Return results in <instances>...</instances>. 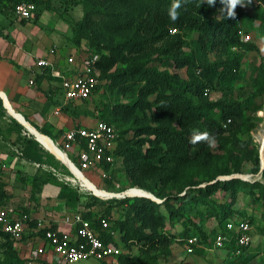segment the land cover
<instances>
[{"label": "trees", "instance_id": "trees-1", "mask_svg": "<svg viewBox=\"0 0 264 264\" xmlns=\"http://www.w3.org/2000/svg\"><path fill=\"white\" fill-rule=\"evenodd\" d=\"M24 1L34 2L37 5L36 13L47 5L38 0H0V3L14 11L15 6ZM98 1L84 2L85 19L80 22L77 43L87 36L95 52L110 51L109 55L103 54L97 63L100 83L94 93L99 91L105 81L110 83L112 92L117 91L118 96L122 95L127 100L125 103H115L107 120L101 121L113 126L120 134L115 163L116 158L124 161L123 171L129 182L127 189H143L162 201L147 197L115 200L126 210L125 218L115 221L109 209L101 216L110 218V226L106 229L99 227L98 217L84 216L94 222L102 239L123 249L118 264H157L152 252L168 256L171 254L169 248L177 242L186 244L188 249L189 239L194 237L198 238V243L193 253L205 255L206 252L222 251L227 255V263H249L255 257V253H249L252 244L248 247L239 246L234 234L235 238L219 249L215 247V238L220 233L228 232L227 225L230 222L246 221L253 230L254 219L236 212L234 205L240 191L250 186L256 188L250 190L253 200L264 208V184L260 181L251 184L241 178L217 179L219 175L232 174L226 168L212 177V183L207 181L205 186L198 187V183L191 182L186 185L189 189L185 191L184 185L175 193L172 189L159 190L158 186L168 185L185 169L191 170L203 161L202 154L210 147L205 142L191 144L190 139L195 132L215 135V147L220 151L226 150L229 142L225 133H235L243 116L238 101L233 99L236 90L233 84L240 80L246 70L237 53L249 51L262 54L261 46L254 42L257 34L252 33V40L243 42V33L250 32L243 30L237 13L234 20H226L218 13L221 7L219 0L215 7L204 4L208 8L206 11L199 9L201 0H181L176 21H172L168 15L173 0ZM251 2L255 8L253 19L260 22L258 31L264 36V0ZM95 16L103 19L99 30L93 31L90 23ZM104 18H114V22L106 28L109 22ZM187 27L199 31L200 46L194 53L185 54L181 45H178L172 53L153 59L152 52H161L157 50L156 44L164 41L167 29L178 31ZM199 50L200 61L196 57ZM212 52L219 56L215 61L209 58ZM163 53L166 54L167 50L160 54ZM233 53L236 54L231 58L229 54ZM184 67L189 75L186 78L170 70ZM252 81L251 98L248 100L254 101L260 97L264 103L263 59L253 71ZM212 92L222 95L221 100H214ZM154 95L156 100L152 102L149 99ZM88 101L70 102L75 104L71 105V111L81 116L77 110ZM123 134L132 136L125 138ZM249 158L256 162L255 173L262 171L258 145L249 153ZM115 163L105 164L104 169L111 173V178L106 181L113 179ZM218 194L227 197V203L219 209L213 207L217 205L214 196ZM75 198L79 200V197ZM6 199L4 191L0 189V204L7 205ZM66 204L77 208L71 202ZM214 222L216 224L212 226ZM168 224L175 230L169 231L166 228ZM178 225L180 228H177ZM117 230L120 231L121 239L117 238ZM34 231L27 233L24 240L33 239L36 235L44 236L43 230ZM261 231L264 236V227ZM124 243L127 247L133 243L141 244L142 255L134 257L126 254ZM0 253L13 261L10 264H15L14 261L20 257L15 240L2 232Z\"/></svg>", "mask_w": 264, "mask_h": 264}, {"label": "rangeland", "instance_id": "rangeland-1", "mask_svg": "<svg viewBox=\"0 0 264 264\" xmlns=\"http://www.w3.org/2000/svg\"><path fill=\"white\" fill-rule=\"evenodd\" d=\"M40 1L46 2L47 5H44V8L50 13H53V15L57 16L55 18H50L51 23L54 21L55 23L50 25L49 29H55L54 31H56V33L64 40L67 45L65 49L66 52L69 50H75L77 55H80V53L85 55L92 54L97 55L99 59H101L103 54L109 55L110 51L108 50H103L102 53L97 51L95 52L92 47L93 45L91 40L87 36L81 38L80 42L77 43L80 22L85 19L84 2L86 0ZM90 1L92 3L99 2L98 0ZM200 6L201 7H199V9L202 11H206L208 9L207 6H204V4ZM254 11V5H252V2L247 3V0H245V6H237L236 8L239 23L242 25L243 30L250 32L249 34H257V38L254 42L261 46V50L263 52L262 54L249 51H246V53H237V56H240L241 62L244 63V67H246V70H244V74H242L243 76L240 80L233 84L236 88L233 93V99L238 101L243 112L241 122L238 123V128L235 133L231 131L225 133L229 142L225 148L226 150L220 151L217 147L208 148L203 152V161H201L197 167H194L191 170L189 168L185 169V171L180 173L178 178H174L166 186L159 184V190L169 191L172 189L175 193L180 190V187L182 188L185 185L184 190L186 191L190 188L186 185L191 182L198 183V187L205 186L207 185V181H211L213 176H217L220 171L225 170L226 168H229L232 171V174L224 176L219 175L217 179L228 180L231 178H241L251 184L256 181H260L264 184V170L255 173L256 162L249 158V153L254 149L255 145H258L255 141L262 139L264 136V103L260 97L254 101L248 100L251 98L252 93L251 85L253 83V71L260 64L261 59L264 61V36L260 33L261 31H258L260 22L254 21L253 19L255 18L253 17ZM259 11L260 10H258V12ZM102 19L103 18H98L97 16L92 18L90 25L93 31L99 30L98 28L101 25L100 21ZM110 19L111 18H104V20L109 22L106 25V28L114 22V18L112 20ZM165 34L166 37L164 41L156 44V47L158 48V51H161L160 53L165 50H167V53L158 54V52H152L154 60L159 58V56L167 55L168 52L172 53L174 49L177 50L175 47L178 45H181V50L185 54L194 53V50L200 46L199 31L197 28L187 27L182 30L178 29V31L169 28ZM200 54V50L197 51L196 57L198 61H200ZM234 54L236 53L229 54V56L234 58ZM218 57V55L212 52L209 58L210 60L215 61ZM157 64H159V62ZM170 70L178 72L183 78L189 76L185 67L182 69L170 68ZM110 87L111 85L109 82L103 81L99 91L94 93L92 98L80 106L77 110L79 114L88 115L93 122L92 125L101 120H107V116L110 111L113 110L112 107L115 103L127 102L124 96H118L116 93L117 91L112 92ZM239 89L242 90L239 91ZM212 98L214 100H221L222 95L217 92H212ZM149 100L154 102L156 100V96H151ZM117 129L120 131L118 127ZM0 131L2 132L1 128ZM124 136H126L125 138H130L132 135L129 134ZM28 138L29 137L26 134L14 136V138L9 139L11 142L14 141V143L18 145L16 146L17 149L28 161L34 162L31 166L29 163H26L31 167V169H29L31 171H28V169H26V171H20L19 169H11L5 166L0 167V189L4 191L5 198H7V206H9V208L16 211L23 209L33 211L38 210L39 208L53 206L54 204L71 202L75 204L76 207L80 208L84 214L91 215L95 218L105 215L109 209H111L115 221L125 218L126 210L118 203V201H115L117 199H123L124 197L120 195H123L122 193L130 190L127 189L129 182L123 171V159L116 158V171L113 179L111 180H103L98 175L95 180L93 179L95 177H93L91 172H83L84 177L90 180L91 183H94L93 185H95L98 188L97 189L95 186L93 187L90 185V187L85 184L79 177L74 175L73 172L64 165L62 161L64 159L60 155L57 154L58 157L56 156L60 160L59 161L47 151L50 149L40 141L39 142L47 150H43V147L41 148L39 145L35 146V137H33L34 139ZM57 147L71 162L75 161L74 163L77 164V159H73L71 155L69 158L67 156L68 154H66L59 146ZM37 159H39V164H35ZM64 162L66 161L64 160ZM66 164L68 163L66 162ZM210 183H212V181ZM251 189L256 188L245 186V188L240 191L238 200L234 205V209L242 216L248 219H254V226L252 230L253 243L250 247L249 253H255V257H253L247 264H264V236L261 231L264 227V208L255 203L250 193ZM95 190H101L103 193L98 194L97 192L99 191L96 192ZM153 195L154 194L152 193V196ZM75 196L79 197V200H74L76 199ZM71 198L72 200H70ZM214 198L217 205H213V207L217 209L227 203V197H223L222 194L215 195ZM159 200L160 202L162 201L161 199ZM38 213L42 214V210H38ZM34 214H37V212H34ZM45 219L48 220V216ZM215 224L216 223L214 222L212 226H215ZM178 227L180 228L179 225L177 228ZM166 228H168L169 231L172 229L175 230V228L170 224H168ZM116 235L117 238L121 239L119 230H117ZM26 241L27 243L29 242L28 244H32V249L33 247L35 249V246L38 245L37 241L33 242L31 239ZM23 246L24 245L21 244L16 246L19 250L20 257L19 260H15L14 263L40 264V259L29 258L33 250H31L29 257H22L21 254L25 253L23 251ZM125 246L126 244L124 243V247ZM141 247V244L133 243L131 247H125V253L131 254V256L134 257L140 256L142 255ZM169 250L171 254L168 256H163L161 252H152V255L156 257L157 264H230L227 263L228 259L226 253L222 251L206 252L205 255H201L198 252L188 254L186 244L183 245L178 242L172 244ZM11 262L13 261L6 258L3 253H0V264H10ZM75 264H103V262L96 259H88ZM112 264L117 263L113 262Z\"/></svg>", "mask_w": 264, "mask_h": 264}, {"label": "crops", "instance_id": "crops-1", "mask_svg": "<svg viewBox=\"0 0 264 264\" xmlns=\"http://www.w3.org/2000/svg\"><path fill=\"white\" fill-rule=\"evenodd\" d=\"M55 17L57 16L44 9L35 13L31 19H21L14 11L0 3V167L31 171L29 169L34 162L28 161L17 149L18 145L9 139L27 134L28 139L35 137V146L39 145L43 150H47L30 129L50 137L68 157L71 155L73 159H77L78 146H68L65 133L79 126L96 125H92L90 117L76 116L71 111V105L75 104L66 102L61 80L52 76L51 68L37 65L40 59H47L56 70L67 74L83 70V54L77 55L75 50L66 52L67 45L64 40L55 29H49L50 25L55 23H51L50 18ZM70 57L75 58V63H69ZM59 109L60 112L57 111ZM47 151L52 156H57L50 150ZM35 164H39L38 161H35ZM64 165L69 168L67 164ZM88 172L93 174L95 180L99 176L93 171ZM73 174L76 175L74 172ZM67 207L66 203H60L39 208L42 214L38 213V210L26 209L18 212H27L37 220H45L46 224L52 222L62 226ZM47 216L48 220L45 219ZM26 243L22 257H29L31 250L32 254L34 253V247L32 249L29 242ZM42 263L41 261L40 264Z\"/></svg>", "mask_w": 264, "mask_h": 264}, {"label": "built area", "instance_id": "built-area-1", "mask_svg": "<svg viewBox=\"0 0 264 264\" xmlns=\"http://www.w3.org/2000/svg\"><path fill=\"white\" fill-rule=\"evenodd\" d=\"M36 11L37 5L28 1L17 4L14 9L15 15L21 19H31ZM251 40V34L243 33V42ZM82 58L83 70L69 74L56 70L47 59H40L37 62L39 67L51 68L52 76L61 80L64 97L68 103L91 99L100 83L97 67L99 57L83 54ZM69 63H75V58L70 57ZM57 111L60 112V109ZM65 140L68 146H78V162L75 165L80 172L93 171L103 180L111 178L110 171H106L104 166L115 163V152L120 140V134L113 126L99 121L93 127H76L65 133ZM255 142L258 143L262 169H264V136ZM133 189L136 188L130 190ZM64 213L62 226H59L52 222L46 224L45 220H37L27 212H18L9 207L0 206V232L12 236L17 246L27 242L24 237L27 233H33V229H35L34 232L43 230L44 236L36 235L31 239L39 243L31 258L40 259L42 264H75L88 259H96L107 264L113 262L118 264V258L123 254V249L113 242H106L102 239L94 222L87 219L80 208L67 207ZM97 220L99 227L109 228V217L100 216ZM227 229V233H220L215 238L216 248H224L235 238L234 234H236L239 246L248 247L252 244V226L248 222H230ZM197 243L198 238L189 239L188 253L194 252V246Z\"/></svg>", "mask_w": 264, "mask_h": 264}, {"label": "clouds", "instance_id": "clouds-1", "mask_svg": "<svg viewBox=\"0 0 264 264\" xmlns=\"http://www.w3.org/2000/svg\"><path fill=\"white\" fill-rule=\"evenodd\" d=\"M217 0H201V5L207 4L209 7H215ZM221 7L218 9V13L224 19H235L237 6H245V0H219ZM247 3H251V0H247ZM181 8V0H173L171 7L168 10V15L172 21H176L179 18L178 9ZM205 142L208 147L214 148L217 145L216 136L208 132H195L191 139V144H197ZM264 170V169H262Z\"/></svg>", "mask_w": 264, "mask_h": 264}, {"label": "bare ground", "instance_id": "bare-ground-1", "mask_svg": "<svg viewBox=\"0 0 264 264\" xmlns=\"http://www.w3.org/2000/svg\"><path fill=\"white\" fill-rule=\"evenodd\" d=\"M8 106H9V104H8ZM10 110L13 112V110L10 108ZM11 113V112H10ZM13 114H15V113H13ZM15 116V115H14ZM18 116V115H17ZM18 118H20L21 120H23V118L21 117V116H18ZM32 131H34V134L36 135V137L40 140V142L41 143H43L47 148H49L50 150H51V152L52 153H54V154H58V155H60L68 164V166L69 167H71V169L75 172V174L85 183V184H87V185H91V186H95V185H93V183H91L90 182V180H88L87 178H85L84 177V175H83V173L82 172H80L78 169H77V167L75 166V165H73L72 164V162L66 157V155L62 152V151H60L59 150V148L57 147V145L54 143V141L50 138V137H48V136H46V135H44V134H42L41 132H38V131H35L34 129H32ZM57 155V156H58ZM59 156V157H60ZM64 160H62L63 162H64ZM66 162H64L65 164H66ZM90 186V187H91ZM96 187V186H95ZM97 188V187H96ZM98 189V188H97ZM96 191V190H95ZM97 191H99V192H97ZM96 192L98 193V194H102L103 192L101 191V190H97ZM124 195H130V196H152V194H150L149 192H146V191H143V190H141V189H133V190H130V191H128L127 193H125Z\"/></svg>", "mask_w": 264, "mask_h": 264}, {"label": "water", "instance_id": "water-1", "mask_svg": "<svg viewBox=\"0 0 264 264\" xmlns=\"http://www.w3.org/2000/svg\"><path fill=\"white\" fill-rule=\"evenodd\" d=\"M31 131H32V129H30ZM33 133H34V131H33ZM38 139V138H37ZM39 140V139H38ZM40 141V140H39ZM72 164L73 165H75V163L72 161ZM76 166V165H75ZM77 167V166H76ZM70 168V167H69ZM71 169V168H70ZM77 169H78V167H77ZM72 170V169H71ZM79 170V169H78ZM73 171V170H72ZM74 172V171H73ZM75 173V172H74ZM141 190H143V189H141ZM143 191H145V190H143ZM128 191H126V192H124V193H122L123 195H120V196H122V197H126V195H124L125 193H127ZM147 192V191H146ZM124 197V198H125ZM127 197H131L130 195H127ZM143 197H147V198H150V199H152V200H154V201H158V202H160V200L159 199H157L154 195L153 196H143Z\"/></svg>", "mask_w": 264, "mask_h": 264}]
</instances>
